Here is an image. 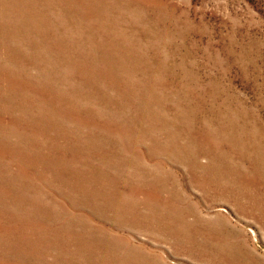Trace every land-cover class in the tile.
Here are the masks:
<instances>
[{"label": "rangeland", "instance_id": "1", "mask_svg": "<svg viewBox=\"0 0 264 264\" xmlns=\"http://www.w3.org/2000/svg\"><path fill=\"white\" fill-rule=\"evenodd\" d=\"M63 1L0 0V264H264V0Z\"/></svg>", "mask_w": 264, "mask_h": 264}, {"label": "bare ground", "instance_id": "2", "mask_svg": "<svg viewBox=\"0 0 264 264\" xmlns=\"http://www.w3.org/2000/svg\"><path fill=\"white\" fill-rule=\"evenodd\" d=\"M26 1V5L27 6H30V7H33V6H35L36 7V5L37 4H39L40 5V3H45V2H47V0H25ZM117 1V0H116ZM20 2V1H19ZM71 2V1H70ZM120 2V1H119ZM43 3V4H44ZM47 4V3H46ZM49 4V3H48ZM62 4L64 5V7H66V6H69V0L67 1V0H64L63 2H62ZM90 4H91V2H90ZM56 5V4H55ZM98 5V4H97ZM109 5V4H108ZM120 5V4H119ZM19 6V5H18ZM76 6L79 8H81V6H82V4H80V2L79 1H77V4H76ZM106 6V5H105ZM111 6V5H110ZM72 7H73V5H72ZM80 8H79V10H80ZM93 8V7H92ZM107 8V7H106ZM105 8V9H106ZM114 8V7H113ZM27 9V8H26ZM46 9V8H45ZM68 9V8H67ZM77 9V8H76ZM91 9V8H90ZM110 9V8H109ZM85 10V9H84ZM63 11V10H62ZM86 11V10H85ZM91 11V10H90ZM75 12V11H74ZM106 12V11H105ZM112 12V11H111ZM43 13H45V12H43ZM55 13V12H54ZM112 13H114V12H112ZM59 14V13H58ZM64 14V13H63ZM71 14V13H70ZM111 14V13H110ZM74 15V14H73ZM49 16V15H48ZM69 16V15H68ZM30 17V16H29ZM33 17V16H32ZM67 17V16H66ZM73 17V16H72ZM75 17V16H74ZM70 18V17H69ZM101 18V17H100ZM34 19V18H33ZM90 19V18H89ZM94 19V18H93ZM103 19V18H102ZM28 20H29V18H28ZM36 20H38V19H36ZM35 21V20H34ZM39 21H40V19H39ZM68 21V20H67ZM71 21V20H70ZM74 21H76L75 19H74ZM81 21V20H80ZM93 21V20H92ZM107 21V20H106ZM46 22V21H45ZM60 22V21H59ZM82 22V21H81ZM91 22V21H90ZM94 22V21H93ZM103 22V21H102ZM36 23V22H35ZM38 23V22H37ZM40 23V22H39ZM58 23V22H57ZM86 23V22H85ZM92 23V22H91ZM97 23V22H96ZM63 24V23H62ZM78 24H79V22H78ZM64 25V24H63ZM72 25V24H71ZM84 25V24H83ZM91 24H89V26H90ZM31 26H33V24L31 25ZM54 26V25H53ZM79 26H80V24H79ZM88 26V27H89ZM52 27V26H51ZM84 27H86V26H84ZM92 27V26H91ZM67 28V27H66ZM30 29V28H29ZM34 29V28H33ZM36 29V28H35ZM52 29V28H51ZM62 29V28H61ZM31 30V29H30ZM40 29H38V31H39ZM76 30V29H75ZM74 30V31H75ZM62 31V30H61ZM60 31V32H61ZM83 31V30H82ZM92 31V30H91ZM35 32V31H34ZM66 32V31H65ZM84 32V31H83ZM90 33V32H89ZM39 34V33H38ZM37 34V35H38ZM45 34V33H44ZM84 34V33H83ZM87 34V33H86ZM81 35H82V33H81ZM34 36V35H33ZM42 36H44V35H42ZM46 36V35H45ZM49 36V35H48ZM64 36V35H63ZM67 36V35H66ZM77 36V35H76ZM45 39V38H44ZM79 39V38H78ZM130 88V87H129ZM4 101V100H3ZM190 109H191V107H190ZM184 115H186V114H184ZM176 116H178V115H176ZM180 119V118H179ZM163 124V123H162ZM145 129V128H144ZM124 135V134H123ZM208 138V137H207ZM198 139V138H197ZM199 140V139H198ZM201 141V140H200ZM207 143V142H206ZM143 146V145H142ZM236 147V146H235ZM180 150V149H179ZM185 150V149H184ZM171 151V150H170ZM187 153V152H186ZM185 153V154H186ZM209 154V153H208ZM207 155V154H206ZM237 156V155H236ZM112 157V156H111ZM211 157V156H210ZM42 159V158H41ZM107 159V158H106ZM211 160V159H210ZM38 161V160H37ZM212 161V160H211ZM264 161V160H263ZM45 162V163H44ZM48 162V159H44L43 158V163H44V168L45 169H49L50 167H48V166H46V164H49V163H47ZM214 163L213 164H211V166L212 167H214ZM218 165H219V163H218ZM264 165V164H263ZM205 166V165H204ZM206 168V167H205ZM209 168V167H208ZM0 169H2V168H0ZM211 170V169H210ZM231 171V170H230ZM42 173V172H41ZM54 174V173H53ZM46 175V174H45ZM217 175V174H216ZM236 175V174H235ZM74 177V176H73ZM199 177V176H198ZM205 177V176H204ZM1 179V178H0ZM51 179V178H50ZM54 180V179H53ZM211 181V180H210ZM210 181H205L204 183H202L201 185H200V189H201V191L202 192H205V193H207L209 196H210V198L212 199V201H214V197L215 196H217V193H218V185H216L215 183H212V182H210ZM2 182V181H1ZM0 182V183H1ZM49 182V181H48ZM5 184V183H4ZM3 184V185H4ZM9 186V185H8ZM76 188V187H75ZM199 189V188H198ZM233 191V190H232ZM85 193V192H84ZM230 193H232L231 191H230ZM83 194V193H82ZM164 194V193H163ZM2 196V195H1ZM235 198V197H234ZM147 201V200H146ZM143 206H146V208L148 209H151V210H153V206H151V204L150 203H147V204H145V203H142V202H140V203H136L135 205H130V209H129V215H130V217H128L129 218V221H128V223H126L128 226H130V227H136V228H145V229H158V228H162V229H167V228H169V226L167 225V224H172V225H176L177 224V222H179V221H177V219H179V217H178V214L177 213H174V211L173 212H171L170 211V209L168 208V207H166V205L163 203V204H159V212H156V213H152V214H141V213H137L136 211H137V209H139L140 207H143ZM5 207V206H4ZM12 207V206H11ZM13 208V207H12ZM8 209V208H7ZM24 209V208H23ZM174 209V208H173ZM10 211H12L11 209H10ZM13 211H15V210H13ZM18 212V211H17ZM177 212V211H176ZM183 212V211H182ZM19 213V212H18ZM32 214V213H31ZM30 214V215H31ZM182 216V215H181ZM44 220V219H43ZM182 220V219H181ZM31 222V221H30ZM31 225V224H30ZM171 228V227H170ZM27 232V231H26ZM30 233V232H29ZM147 233V232H146ZM152 234V233H151ZM155 234V233H154ZM15 236V235H14ZM20 236V235H19ZM38 236V235H37ZM93 236V235H92ZM39 237V236H38ZM36 238V237H35ZM86 238V237H85ZM92 238V237H91ZM5 239V238H4ZM51 239V238H50ZM68 239V238H67ZM71 239V238H70ZM64 240V239H63ZM74 240H76V239H74ZM31 241V240H30ZM46 241V240H45ZM44 241V242H45ZM66 241V240H65ZM78 241V240H77ZM81 241H85V240H81ZM87 241V240H86ZM108 241V240H107ZM107 241H103V245H110V246H113L111 243H109V242H107ZM6 242V241H5ZM89 242V241H88ZM21 243V242H20ZM83 243V242H82ZM48 244V243H47ZM86 244V243H85ZM92 244V243H91ZM69 245V244H68ZM78 245V244H77ZM81 245V244H80ZM6 246V245H5ZM29 246H30V244H29ZM114 247V246H113ZM10 248V247H9ZM51 248V247H50ZM93 248V247H92ZM91 248V249H92ZM8 249V248H7ZM40 250H42V249H40ZM73 250V249H72ZM71 250V251H72ZM78 250V249H77ZM14 252V251H13ZM35 252V251H34ZM10 253V252H9ZM8 253V254H9ZM60 253V252H59ZM79 253V252H78ZM19 254V253H18ZM54 254V253H53ZM21 255V254H20ZM27 255V254H26ZM40 255V254H39ZM57 255V254H56ZM79 255V254H78ZM77 255V256H78ZM81 255V254H80ZM84 255H86V253L84 254ZM36 256V255H35ZM93 256H95V255H93ZM14 257V256H13ZM17 257H19V256H17ZM38 257V256H37ZM80 257V256H79ZM78 257V258H79ZM82 257V256H81ZM86 257V256H85ZM90 257V256H89ZM7 258H8V256H7ZM6 258V259H7ZM115 258H117V257H115ZM70 259V258H69ZM84 259V258H83ZM86 259V258H85ZM8 260V259H7ZM39 260V259H38ZM37 260V261H38ZM72 260V259H71ZM81 260V259H80ZM61 262H62V260H60ZM86 261V260H85ZM95 261V260H94ZM107 261V260H106ZM42 262V261H41ZM64 262V261H63ZM67 262V261H66ZM71 262V261H70ZM92 262V261H91ZM97 262V261H96ZM51 264H52V262H50ZM69 263V262H68ZM74 263V262H73ZM93 263V262H92ZM40 264V263H39ZM44 264V263H43ZM61 264H63V263H61Z\"/></svg>", "mask_w": 264, "mask_h": 264}]
</instances>
